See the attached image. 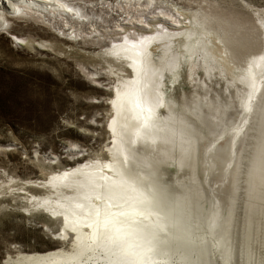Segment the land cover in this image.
I'll use <instances>...</instances> for the list:
<instances>
[{"label":"bare ground","instance_id":"bare-ground-1","mask_svg":"<svg viewBox=\"0 0 264 264\" xmlns=\"http://www.w3.org/2000/svg\"><path fill=\"white\" fill-rule=\"evenodd\" d=\"M5 1L12 5H5L11 17L41 18L63 36L70 31L76 40L97 45L108 40L113 45L96 56L113 80V120L107 131L114 146L109 148L110 160L78 157L76 164L52 172L45 181H28L30 188L45 190L28 200L56 218V240L71 247L23 252L0 264H219L216 255L220 264H234L236 250L220 207L202 216L188 206L189 198L170 197L161 179L170 161L189 165L200 145L202 132L197 130L204 125L188 118L191 106L178 102L169 88L182 82L188 67L192 81L204 68L210 77L218 71L247 86L244 119L250 123L247 135L256 140L248 188L253 200L264 201V33L260 48L254 49L249 27L216 12L214 0H187L198 4L195 11L164 0H3V7ZM204 2L214 9L207 10ZM3 10L0 6L1 28L10 21ZM255 12L264 27V11ZM199 96L196 90L194 97ZM195 98L192 113L200 119L203 104ZM252 130L257 134H250ZM241 132L238 127L236 136ZM235 138L221 147L220 160L230 161ZM138 147H143L141 152ZM256 204L248 207L250 214ZM215 234L216 253L211 248ZM244 248L249 257L248 245Z\"/></svg>","mask_w":264,"mask_h":264},{"label":"rangeland","instance_id":"rangeland-1","mask_svg":"<svg viewBox=\"0 0 264 264\" xmlns=\"http://www.w3.org/2000/svg\"><path fill=\"white\" fill-rule=\"evenodd\" d=\"M2 1V13L10 21L0 27V263L23 252L71 247L56 240L54 233L60 228L56 218L28 200L31 194H45V190L30 188L28 181H45L52 172L76 164L78 157L82 161L110 160L109 148L114 146V138L107 131L113 120L109 106L113 80L107 76L103 60L96 56L113 45L108 40L99 45L76 40L70 31L63 36L41 18L22 14L11 17L5 5H12L5 1L3 7ZM165 1L170 6L200 9L187 0ZM214 1L216 12L221 10L232 22L249 27L254 49H258L264 27L255 10L264 11V0ZM212 4L204 2L202 6L213 10ZM186 69L182 82L170 87L169 93L181 104L191 106V113L186 114L191 121H203L197 130L202 132L200 145L188 159L189 165L181 167L175 160L167 163L160 172L161 179L170 188V197L189 198L188 206L201 211L202 216L220 207L222 222L230 228L231 245L236 250L234 264H264V201L253 200L248 188L256 143L254 136L247 135L250 123L244 119L242 96L248 88L229 76L223 78L218 71L210 77L204 68L192 81L189 67ZM94 72L98 75L90 74ZM196 90L199 98L194 97ZM193 97L203 104L204 117L200 119L192 113ZM238 127L242 132L236 136ZM231 137H236V146L227 163L219 157L221 147ZM142 149L138 147V152ZM250 203H257L252 214ZM217 238V234L211 237L215 253ZM246 244L249 257L244 255ZM215 257L222 262L218 255Z\"/></svg>","mask_w":264,"mask_h":264}]
</instances>
